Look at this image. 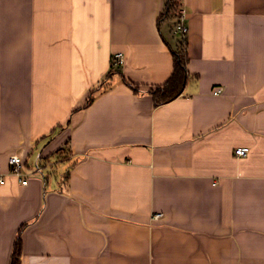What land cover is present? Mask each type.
I'll use <instances>...</instances> for the list:
<instances>
[{"label":"crops","instance_id":"crops-1","mask_svg":"<svg viewBox=\"0 0 264 264\" xmlns=\"http://www.w3.org/2000/svg\"><path fill=\"white\" fill-rule=\"evenodd\" d=\"M181 3L155 106L165 0H0V264L23 226L21 264H264V0Z\"/></svg>","mask_w":264,"mask_h":264},{"label":"trees","instance_id":"trees-1","mask_svg":"<svg viewBox=\"0 0 264 264\" xmlns=\"http://www.w3.org/2000/svg\"><path fill=\"white\" fill-rule=\"evenodd\" d=\"M181 2L182 0H165V11L161 17V21H165L168 23L170 27L171 35L173 38L176 39V46L174 49L170 45V49L173 56V71L171 76L163 85H158L147 90V92L152 96L155 106L166 104L178 98L182 94L185 84L187 82V62H188L187 35L188 34L187 35L174 34L175 28L181 19V14H180V9L182 6ZM121 68L122 65H117L115 61L112 60L111 69L107 74L105 81L110 79V77L114 74L122 75ZM122 77L126 82V84L135 93L140 94L143 92V90L139 85H136L135 83L129 81L123 75ZM104 83L105 82H103L102 84ZM93 94H94V90L90 92L89 96L86 99L85 105L82 108L87 107L94 100ZM59 153L63 154L62 150L59 151ZM58 159H61V157H59ZM47 162H49V160H47ZM43 176L45 180L48 179L47 176H45L44 174ZM67 177L68 175L64 176V179ZM24 228L25 227L23 226L19 230V233L15 239L9 264H21L22 254H23L22 234Z\"/></svg>","mask_w":264,"mask_h":264},{"label":"built area","instance_id":"built-area-1","mask_svg":"<svg viewBox=\"0 0 264 264\" xmlns=\"http://www.w3.org/2000/svg\"><path fill=\"white\" fill-rule=\"evenodd\" d=\"M181 19L180 22L177 24L174 34L175 35H187L188 34V28L185 26L183 22V10L180 9ZM113 60L117 65H123L124 63V57L121 53L114 56ZM220 92V90H217L216 93ZM250 149L247 147H239L235 150V155L238 157H246L249 153ZM24 167L25 162L21 155L14 154L9 158V174L15 175L18 178H22L24 176ZM37 172H41V169L38 167ZM22 184L27 185L28 180L22 179ZM6 183V174L2 172L1 166H0V185H5Z\"/></svg>","mask_w":264,"mask_h":264},{"label":"rangeland","instance_id":"rangeland-1","mask_svg":"<svg viewBox=\"0 0 264 264\" xmlns=\"http://www.w3.org/2000/svg\"><path fill=\"white\" fill-rule=\"evenodd\" d=\"M55 172L59 175L64 173L63 170H60V165H58L57 168H55Z\"/></svg>","mask_w":264,"mask_h":264}]
</instances>
